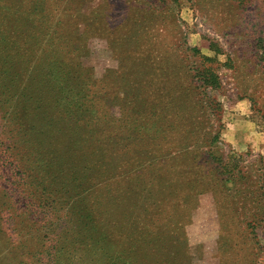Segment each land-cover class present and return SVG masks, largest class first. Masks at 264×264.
<instances>
[{"label": "rangeland", "instance_id": "obj_1", "mask_svg": "<svg viewBox=\"0 0 264 264\" xmlns=\"http://www.w3.org/2000/svg\"><path fill=\"white\" fill-rule=\"evenodd\" d=\"M73 1L81 6L78 23L85 31L83 49L69 61L82 67L77 78L69 73L63 92L89 88L95 94L89 91L86 100L100 101L101 112L80 121L88 124L80 131L91 141L79 140L72 104L55 108V101L67 105L70 99L56 92L43 62L14 40L0 39V264H77L94 182L111 176L119 181L110 187L120 197L115 228L156 222L167 264H264V195L250 185L255 171L249 166L264 159V0ZM188 47L213 59L205 67L219 78V88L207 94L220 105L223 128L212 152L247 166L243 174L250 176L235 188L225 182L220 194L195 196L190 212L173 208L166 191L165 197L156 191L160 203L140 193L136 177L121 176L133 162L148 161L147 136L133 122L140 104L148 108L158 100L164 107L165 87L153 86L163 84L166 73L182 83L183 70L195 84L203 63L185 52ZM208 119L199 115L196 129ZM128 132L134 139L125 150L121 140ZM154 136V150L170 153L167 141ZM110 241L117 247L113 233Z\"/></svg>", "mask_w": 264, "mask_h": 264}, {"label": "trees", "instance_id": "obj_2", "mask_svg": "<svg viewBox=\"0 0 264 264\" xmlns=\"http://www.w3.org/2000/svg\"><path fill=\"white\" fill-rule=\"evenodd\" d=\"M80 7L73 0H0V39L14 40L26 54L43 62L56 92L62 99H70L67 105L62 101H55V108L59 109L61 106L64 110L72 104L74 113L78 114L73 122L79 131L89 129L87 123L80 122L84 121L86 114L92 117L91 115L95 116L101 112L98 99L93 102L86 100L91 95L89 88L84 90L81 86L82 88L75 92L72 87L69 90L70 96H65L63 92L67 77L72 79L69 73L77 78L80 73L78 68L82 67L69 61L76 51L83 49L81 31L85 29L81 26V21L78 23L81 19ZM185 52H190L193 57H200L203 63V67L197 69L198 79L195 80L196 76H193L195 84L188 83L187 72L183 70L182 83L178 81L180 77L166 73L163 84L153 86L157 91L165 87L166 94L160 99H165L164 107H161L158 100L152 101L148 108L140 104L136 108L137 119L133 122L136 128L144 131L147 136L148 161L133 162L121 176H128L126 179L129 181L132 180L130 176L136 177L135 185L140 187V193L148 198L156 197L160 203L162 201L156 191H161L164 197L166 191L167 200L169 199L173 208L178 210L181 207L189 209L190 212L195 205V196L220 194L219 187L225 182L235 188L239 181L246 178L243 171L248 167L240 168L238 161L229 163L233 158L225 162L221 156L217 157L212 152L217 144L221 143L223 128L220 124V105L210 100L207 94L219 88V78L212 68L205 67V63H211L213 59L200 54L196 47H188ZM56 54H61V57L57 59ZM94 94L92 92V97ZM190 96H195L192 101ZM94 102L96 105H93ZM13 110L17 118L19 112L16 107ZM67 111L74 117L72 111ZM202 114L209 119L201 122L198 125L200 128L197 126L196 129V119ZM65 120L66 118L63 119ZM31 127L33 129V122ZM153 133L160 134L162 140L167 141L170 153L164 152L162 147L154 150L151 141L157 136L153 137ZM87 139V135L81 132L79 140L83 142ZM125 139L123 149L128 150V141L134 139L133 133L128 132L121 142ZM25 142L28 147L34 148L27 138ZM125 157L128 158L127 154ZM195 166L198 169L196 174L193 173ZM249 166L255 171V180L250 185L255 186L256 190L262 191L264 195V159L259 158ZM118 182L115 176L94 182L95 187L96 184L98 187L92 192L93 201L84 211L87 213L84 214L87 221L83 227L86 245L82 250L83 258L76 259L77 264H167L164 236L156 222H152L151 226L139 223L134 230L121 231L115 228L120 218L116 213L117 200H120V197L117 196L119 193L110 187ZM219 209L224 211L222 207ZM144 211L147 212V207ZM112 233L117 239V247L110 241ZM118 240L124 243L121 247L118 246ZM93 256L97 259L94 260Z\"/></svg>", "mask_w": 264, "mask_h": 264}]
</instances>
